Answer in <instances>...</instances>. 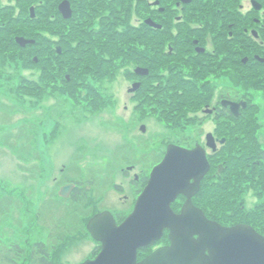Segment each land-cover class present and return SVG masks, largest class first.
I'll list each match as a JSON object with an SVG mask.
<instances>
[{
	"label": "rangeland",
	"instance_id": "obj_1",
	"mask_svg": "<svg viewBox=\"0 0 264 264\" xmlns=\"http://www.w3.org/2000/svg\"><path fill=\"white\" fill-rule=\"evenodd\" d=\"M62 1L54 0L57 11ZM78 1L72 0L80 10ZM251 1L238 0L230 6L238 8L242 4L247 14L253 9ZM258 1L264 5V0ZM50 3L47 0H0V27L5 26L13 33L19 31L21 36L38 41L33 48L23 50V55H17L16 50L0 52V248L19 244L21 249L27 250L19 264H29L28 254L36 242L50 243L54 264H81L96 258L101 248L87 229L91 218L109 210L119 223L124 222L144 190V182L137 183L136 174L142 179L150 176L156 164L164 160L171 144L188 149L201 144L208 149L212 170L204 179L207 187L216 184L226 190L230 188L227 191L231 194L227 200L231 205L223 209L226 222L216 221L225 226L254 227L255 223L264 227V154L252 155L256 148L264 151V64L252 70L249 77L235 73L227 80H210L209 86L204 85L207 82H199L198 102L186 105L185 99L171 96L173 94L166 89L164 71L157 73L159 76L154 81L145 80L136 95L129 93L133 83L139 81L132 70L137 61L135 54L111 55L107 48L109 39L103 38L100 47L104 50L96 49L97 55L103 53L104 59L96 55L91 62L85 59L84 68L78 67L80 78L75 81V72L68 66L57 79L56 47L63 49L59 45L63 39L69 50H73L68 64L77 62L79 65L83 55L80 56L66 39L64 20L58 27L45 26L44 22L35 25L33 20L40 18V5L47 6L49 23L56 19L53 9L52 12L48 9L53 6ZM33 7L36 19L31 17ZM197 8L205 6L198 4ZM218 8L221 7L214 10ZM131 13L133 23L142 19L135 8ZM86 15L91 20L90 26L100 27L103 14L87 11ZM254 16L262 20L258 42L264 43V13ZM33 26L40 31L37 36L32 35ZM120 28L123 29L121 25ZM77 30L79 28L74 27V31ZM43 41L44 46H48V55H42ZM121 41L118 35L116 44ZM111 43L115 44L113 40ZM117 47L126 48L118 44ZM39 57L50 58L51 82L43 78L40 66L31 65ZM63 79L73 81L74 93ZM28 86L33 90L25 93L24 88ZM226 86L233 88L231 97L239 102L246 100L250 108L243 115L249 125L241 124L243 128L234 136L226 130L235 127L236 122H229L228 117L218 120L200 111L205 104H210L211 97L214 100L228 97V92H223ZM163 89L168 94L160 91ZM91 101L99 105L92 106ZM221 124L225 131L218 133L216 130ZM143 125L147 127L145 132H142ZM211 132L221 140L236 138L238 145L231 151L230 146L234 145L231 142L222 154L213 155L206 146ZM232 156L241 158L239 169L224 172ZM258 164L262 167L255 175ZM69 183L82 187L81 201L61 196L62 189ZM184 202V196L175 202L177 213L181 212ZM169 244L166 235L140 258L160 245Z\"/></svg>",
	"mask_w": 264,
	"mask_h": 264
},
{
	"label": "flooded vegetation",
	"instance_id": "obj_2",
	"mask_svg": "<svg viewBox=\"0 0 264 264\" xmlns=\"http://www.w3.org/2000/svg\"><path fill=\"white\" fill-rule=\"evenodd\" d=\"M70 1L73 7V17L64 19V35L66 39L69 40L73 48L79 45L80 48L89 50L92 48L91 42L96 38V35H99L102 38H108L109 40L111 38L114 41L115 52L113 55L135 54L133 56L137 61L134 60L135 67L132 70L134 78L139 79V81L133 83V86L128 90L129 93L134 95L140 91L145 80L154 81L159 76L157 73H163V71V77L167 85L166 89L173 94L171 96L176 95L186 98L198 96L196 93H198L199 82L203 84L207 82L208 85H204L209 86L210 80H218L220 78L227 80L234 76L235 73L243 77H249L252 70L260 64H264V43L258 42L262 33V20L255 19L254 16L255 14L264 13L263 3L262 9L257 10L254 8L252 0L251 8L253 9L246 14V8L242 4L238 8H236L237 6H230V4L215 11V8L211 6L213 0H79L80 10L76 9L72 0ZM198 4L205 6V8H197ZM85 7L86 11H84ZM134 8L142 14V19L139 18L136 23H133L131 19V12ZM48 9L51 11L52 7H48ZM235 10H238V12H235ZM87 11L103 14L100 20V27L90 26L91 20L87 18ZM120 15L123 17H120ZM118 20L123 29L118 25ZM88 22L89 25L87 24ZM4 27H0V30H3V33L0 34V37L3 36V38H0V45H10L13 50H16L17 55L19 53L23 55V50H27L30 45H27V47L18 45L17 38L21 37L19 31L13 33V30H7ZM74 27L79 28L78 32L74 31ZM38 34H40V31L33 26L32 35L37 36ZM118 35L125 40L122 43H117L126 47L124 50L116 48ZM75 37L79 42L74 39ZM73 42H76V44H73ZM57 48L58 46L56 50ZM96 56H99V59H104L102 57L103 53L96 54ZM35 61L37 64L40 63L38 58ZM91 61V59H88V62ZM138 69H142V73H139ZM143 70H147L149 73L144 75ZM138 84L140 85L139 89L131 91ZM154 86L156 88L157 84L153 85L151 90L154 89ZM232 90L231 86H226L223 92L227 91L228 97H219L216 100L211 97L210 104H205V107L200 111L210 117L218 118V120L221 119L219 117L225 111L234 116L232 120L228 119L231 123L240 119L245 108L240 109L241 116L237 117L231 111V106L227 102L242 103L247 101L239 102L231 97ZM160 91L168 94L165 89ZM201 93H203L202 90ZM155 99L157 100V93ZM211 133L214 136V143L217 149L214 150L207 146L208 136L206 146L214 153H217L221 150L220 147L224 146L228 140L226 138L221 140L217 134ZM203 147L208 153V149L205 146ZM129 169V171L133 170ZM145 177H148L147 181L150 178L149 176ZM145 177L142 179L136 174V182H144L143 188L148 183L147 181L145 182ZM75 189H73L71 195ZM180 196L185 197L184 203L186 204V196ZM112 214L114 215V213ZM114 217L116 216L114 215ZM117 223L121 224L118 220ZM170 231V229H166L163 237L168 235L169 238ZM159 241L152 243L147 248L139 249L138 260L142 259L140 258L141 255L148 248L159 243ZM99 243L102 251L103 243ZM162 246L168 245H160V247ZM160 247L156 248V250Z\"/></svg>",
	"mask_w": 264,
	"mask_h": 264
},
{
	"label": "water",
	"instance_id": "obj_3",
	"mask_svg": "<svg viewBox=\"0 0 264 264\" xmlns=\"http://www.w3.org/2000/svg\"><path fill=\"white\" fill-rule=\"evenodd\" d=\"M253 6L262 9L257 0H253ZM59 11L65 19L73 17L72 4L68 0L59 4ZM31 16L35 17V7L31 9ZM17 41L22 47L36 43L24 37H18ZM58 50L59 54L63 51ZM138 72L142 73V69ZM148 73L143 70L144 75ZM139 87V84L135 85L131 91ZM227 104L237 117L241 114L240 109L248 105L245 101ZM146 130L143 125L142 131ZM207 146L217 149L212 133L208 136ZM168 147L164 161L154 168L134 212L125 222L118 225L109 211L91 218L88 230L103 243L102 251L96 259L81 264H264V235L251 225L225 227L211 220L193 203L204 177L212 169L206 149L201 145L195 149L174 144ZM74 187L71 184L64 187L61 196H69ZM180 195H185L187 200L178 214L172 203ZM166 229L171 230V244L139 261V249L162 239Z\"/></svg>",
	"mask_w": 264,
	"mask_h": 264
},
{
	"label": "trees",
	"instance_id": "obj_4",
	"mask_svg": "<svg viewBox=\"0 0 264 264\" xmlns=\"http://www.w3.org/2000/svg\"><path fill=\"white\" fill-rule=\"evenodd\" d=\"M47 1H50L51 2L50 4L53 5V6H51L53 9V13L55 14L53 17H55L56 19L53 22L49 23V21H47V17H46L47 6L40 5V7H38V12H39L40 18H37V20H33V21L35 22V25H39L40 22H44L45 26H48V24H49L51 27H58V26H60V24H62L64 19L62 18V16H60V13L57 11L54 0H47ZM237 1L238 0H213V3H212L213 6L212 5L211 6L214 8L215 7L216 8L217 7H225V6L230 5L231 3H236ZM50 12H52V11H50ZM0 33H3V32L0 30ZM61 33L62 32L60 31L59 34H61ZM19 34H21V33L19 32ZM61 38H63V36H61ZM102 39L103 38L101 36L97 35L96 38L94 39V42L91 43L92 48L89 50H85L82 48L81 49L80 48H77V49L74 48V50H76L80 56L83 55L81 57V59L79 60L80 61L79 65L77 62H73L72 65L68 64V62H69L68 57L73 52V50H69L67 43H65V41L63 39L59 44V45L63 46V49H62L63 53L61 55L58 54L57 58L55 60V62L57 64L56 70H57V73L59 75V76H57V79L59 77H61L60 75H63L62 74L63 70L65 68H67V66L69 69H71L72 72H75L73 74V78H74L73 81L79 79L80 78V72L78 70V67L84 68L85 62H83V61H86L85 60L86 58L87 59H93L95 57V55L97 54L96 48L104 50L103 48L100 47V42ZM111 41H112L111 39H110V41L107 40V48H108L109 52L114 54V51H115L114 45H113V43H111ZM124 41L125 40L122 39L121 43ZM36 45H30V47L33 48ZM44 45H46V43L43 41L42 47L46 51V49H48V46L45 47ZM6 50L10 51L13 49L10 45H7V46L6 45H4V46L0 45V52H5ZM39 51L42 54L41 48L39 49ZM45 51L43 52L42 55H48L49 54L47 51L46 52ZM113 54H111V55H113ZM48 61H49L48 59L40 58L39 64H37L36 62L33 61L32 62L33 64H31V65H33L35 67L40 66L42 68L43 78L47 82H51V80L53 79V73H52L51 67H49L50 63ZM86 62H88V61H86ZM63 81H64V84H66L68 86V89L74 93V89L72 88V85L74 84V83H72L73 81L69 82L67 79H63ZM32 90H33L32 86H28V87L24 88L25 93L32 92ZM182 99H185L184 101H185L186 105H188V104L193 105L194 103L198 102L196 97H194V96L186 97V98H182ZM90 105L96 106V105H99V103L98 104L96 102L92 103V101H91ZM245 111H247V112L250 111V108H247L246 110H244V112ZM244 112H243L242 116L240 117V119L234 121V122H237L235 127L231 126L230 128H227L228 129V130H226L227 133H230V135L234 136L236 134V132L241 131V129L243 128V127H240L241 124L245 125V124L249 123L247 118H245V117L243 118ZM222 117L223 118L228 117V119H231V120L234 118V116H231L230 113H227L225 111L222 113V116L219 118L222 119ZM224 128H225L224 124H221V126L218 127L216 131L218 133H221L224 130ZM235 140H237V139L234 138V140L227 141L226 144H224V146H223L224 147L223 150H219L217 153H213V155L222 154L224 152L226 146H229V144L231 142L234 145L230 146V150L233 151L234 147L238 145V143H237L238 141H235ZM259 154H264V151L261 152L258 148H256L255 150L252 151V155H259ZM240 159L241 158L238 156H235V157L232 156L230 159H228V163H227L228 168H226V170H224V172L229 171L230 169L237 171L239 169V165L241 164V161H242ZM261 167L262 166L260 164H258V167H256L255 175H258L260 173L258 170ZM147 179H148V177H145V179H144L145 182L147 181ZM263 179H264V176H263ZM205 181H203L201 192L194 199V202L197 205H199L201 207V209L205 211V213H207L209 218H211L213 220L217 219V220H220L221 222L223 221V223H224V222H226L227 217L224 216L223 209H226L228 206L231 205V203L229 201H227L228 197L231 196V194H228L229 192L227 191L230 188H228L226 190L222 187H216V184L208 185V187H207V184L205 183ZM70 197L74 201H78V202L81 201V199L84 197V194L82 193V188H80V187L76 188ZM206 197H208V198L206 199ZM58 204H59V206L61 205L60 203H58ZM1 205L2 204H1V200H0V206ZM254 227L256 228V230L260 234H264V227L257 226L255 223H254ZM49 245H50V243H47V242L46 243L36 242L35 246H33L31 248V250L28 254V255H30L29 256V264H54L52 261V255L50 254V249H49L50 246ZM148 251H150V250L148 249L147 252ZM27 253H28V251L21 249L19 244H16L15 246L9 247V248L1 247L0 248V264H19V262L23 259L24 254H27Z\"/></svg>",
	"mask_w": 264,
	"mask_h": 264
}]
</instances>
